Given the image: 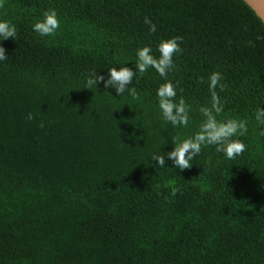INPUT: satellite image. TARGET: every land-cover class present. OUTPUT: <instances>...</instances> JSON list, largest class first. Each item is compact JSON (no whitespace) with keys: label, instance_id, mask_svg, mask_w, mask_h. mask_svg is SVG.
Wrapping results in <instances>:
<instances>
[{"label":"trees","instance_id":"obj_1","mask_svg":"<svg viewBox=\"0 0 264 264\" xmlns=\"http://www.w3.org/2000/svg\"><path fill=\"white\" fill-rule=\"evenodd\" d=\"M51 10L60 28L42 37L33 25ZM0 19L17 29L0 42V264H264V21L245 0H5ZM176 36L166 77L135 69L137 49L159 57ZM125 65L134 94L88 88ZM213 72L216 118L247 121L246 150L154 165L199 131ZM166 81L187 127L162 116Z\"/></svg>","mask_w":264,"mask_h":264},{"label":"clouds","instance_id":"obj_2","mask_svg":"<svg viewBox=\"0 0 264 264\" xmlns=\"http://www.w3.org/2000/svg\"><path fill=\"white\" fill-rule=\"evenodd\" d=\"M5 5V0H0V8ZM149 25V31L155 33L157 26L147 17L144 21ZM60 28V19L55 10H51L43 14V18L38 20L33 25V31L40 36L53 35ZM17 37V29L14 24L6 19H0V42ZM181 37H171L161 39L158 44L159 57L153 55L151 45H145L136 51L135 69L139 73H145L150 68H154L161 77H166L168 71L173 68V57L181 51ZM8 59L6 49L0 43V62ZM136 70L128 66L108 68L107 79L97 72H92L87 80L88 88L91 89L93 84L98 85L103 83L105 88H114L115 92L121 96L126 91H129V85L132 84L133 78L136 75ZM222 74L213 72L209 77V90L212 93L211 108H203L202 115L205 117L200 125L199 131L194 135L179 140L174 143L171 151L166 152V155L153 153L150 157V162L155 161L154 165L160 167L166 166V158L172 162V166L179 170L189 169L192 162L201 153L202 147L206 145H214L216 151L222 153L226 159L233 160L246 150V145L239 139L248 132L247 121L240 119H228L225 121L217 120L216 116L222 112L223 108L215 89L223 87L220 83ZM133 94L135 89L130 90ZM176 86L166 81L157 89L159 98V108L165 121L170 122L173 127H187L189 124V108L181 99L179 103L175 101ZM28 119H33L31 113L28 114ZM256 120L262 126L264 125V107L256 112ZM264 135V129L261 131Z\"/></svg>","mask_w":264,"mask_h":264},{"label":"water","instance_id":"obj_3","mask_svg":"<svg viewBox=\"0 0 264 264\" xmlns=\"http://www.w3.org/2000/svg\"><path fill=\"white\" fill-rule=\"evenodd\" d=\"M264 21V0H245Z\"/></svg>","mask_w":264,"mask_h":264}]
</instances>
